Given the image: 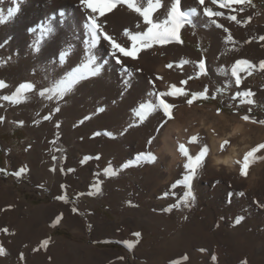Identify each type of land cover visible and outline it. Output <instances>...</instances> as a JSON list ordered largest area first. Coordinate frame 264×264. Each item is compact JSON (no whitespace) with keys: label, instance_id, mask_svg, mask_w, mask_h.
Returning <instances> with one entry per match:
<instances>
[{"label":"rangeland","instance_id":"rangeland-1","mask_svg":"<svg viewBox=\"0 0 264 264\" xmlns=\"http://www.w3.org/2000/svg\"><path fill=\"white\" fill-rule=\"evenodd\" d=\"M68 1H24L11 20L0 24V81L7 85L0 89V139L13 148L12 162L0 172V264H264V159L253 162L246 177L235 161L264 143V124L259 123L264 121V71L259 68L264 62V41L259 39L264 36V0L232 8L205 0L198 7L201 12L206 6L224 13L215 19L229 29L234 44L226 43L228 33L203 15L194 19L195 27L180 30V42L152 43L142 47L135 60L117 51L122 60L117 63L112 47L101 40L91 50L100 74L82 81L57 103L39 92L89 55V37H82L88 36L85 6L81 0ZM163 2L167 6L171 0ZM11 5L16 6L15 0H0V12L6 16ZM197 6V0H181L183 10ZM163 12L161 8L153 19H163ZM232 15L240 23L227 18ZM53 17L54 31L41 38V25ZM96 17L108 35L129 49L133 42L125 31L135 35L147 28L125 5ZM66 49L70 55L60 64ZM240 59L256 67L251 75L240 73L236 86L230 70ZM24 83L35 89L26 93V102L13 105L2 99ZM172 85L191 94L207 88L208 96L215 98H221L218 89H227L221 106L231 112L196 100L189 106L188 96H167L163 99L174 105L172 119L162 111L143 122L134 115L140 104L157 103L149 93L170 91ZM245 91L253 94L249 99L254 103H241L237 93ZM101 107L105 111L97 112ZM245 115L257 123L245 122ZM105 131L116 138L94 135ZM193 135L200 139L190 144ZM224 140L230 146L222 151ZM181 143L193 156L202 145L209 147L191 180L195 201H189L190 206L183 203L188 189L180 183L188 174L187 158L178 150ZM141 153L153 154L155 162L137 163ZM219 158H231L234 168L218 164ZM129 162L133 166L122 167ZM21 168L25 171L14 175ZM109 168L117 175H105ZM239 217L243 219L237 224ZM112 243L121 244L125 252L107 246Z\"/></svg>","mask_w":264,"mask_h":264},{"label":"snow or ice","instance_id":"snow-or-ice-1","mask_svg":"<svg viewBox=\"0 0 264 264\" xmlns=\"http://www.w3.org/2000/svg\"><path fill=\"white\" fill-rule=\"evenodd\" d=\"M23 0H15L16 6L10 7L7 9V15L5 16L3 12H0V24H5L9 20H11L19 11H20V3H22ZM210 3L212 5H217L219 8H232L234 4L236 5H245V6H251L252 0H210ZM81 4L85 6V9H90V13L87 17V22L85 24V27L88 30L89 40L88 43V51L89 55L86 58V61L83 62L80 66L72 69L69 71L63 78L54 80L53 84L50 87H47L46 89L39 92V96L42 98H46L49 101L56 100L57 103L60 101H63L67 95H69L72 91L75 90L76 86L79 85L82 81H85L87 79H90L92 77L98 76L101 72V66L97 64L96 57L91 54V50L95 48L101 40L107 41V43L112 47L113 52L112 55L116 57L117 63H122L121 57L117 56V51L122 54L123 57H130L131 59L135 60L137 59V53L140 51L142 47H150L152 43H160L164 44L167 42H171L173 40L180 42V30L187 26L195 27L196 24L194 23V19L199 17L200 15H203L207 18L208 21H210L213 25H215L217 28H223L224 32L228 33V35L225 38V42L228 44H234L235 41L233 40V37L226 27H224L223 24L218 23L215 19L216 17H223L224 13L221 11H213L211 7H203L202 12L198 10L199 6L205 5V0H197V7H191L187 10H183L181 7V0H171L169 5H165L163 0H81ZM125 5L127 8L136 14H138L140 17L143 18V24L147 26L145 31H141L136 33L135 35L131 32L126 30L125 35L131 39L132 46L131 48H126L121 46L119 43H117L114 38L110 35H108L104 30V24L103 22L97 23V17L93 15V13H98L99 16H104L106 13L112 12L115 8L118 6ZM164 8V12L161 13V15L164 17L163 19H160L159 16H157L155 19H153L154 15L161 9ZM236 10V9H234ZM239 11L243 12L244 8L241 7L238 9ZM59 16L62 18L65 16L64 12H60ZM231 21H236L237 23H240V21H237V17L235 15L227 17ZM55 19V17L50 18L47 25H41V38H43L45 35H48L54 31V28L52 26V21ZM137 27L139 28L140 25L138 24ZM32 31H35V29H32ZM260 40L264 41V36L259 37ZM33 47L36 51H39L38 43H34ZM70 55V49L64 50L60 56L58 63L63 64L66 61V58ZM184 63H189V61H184ZM0 66H3L2 63H0ZM169 68L172 67V65H168ZM199 69L201 72H204L205 70V63L204 61H200L198 64ZM255 65L251 64L248 60L240 59L235 62V64L231 68V76L235 77V84L236 86H239L241 83V76L240 73H247L251 75L252 71L255 69ZM259 68L261 71H264V62H261L259 65ZM124 71L126 73L130 72L128 68H124ZM127 84V81L125 82ZM182 83H187V81H183ZM7 85L4 81H0V89L6 88ZM34 85L31 83H24L19 85V87L16 89V91L12 95H4L2 96V99L5 101L10 102L13 105L20 104L22 102H26L28 97L26 93L30 91H34ZM218 92H222L223 89H218ZM208 90L205 88V90L201 93H193L191 99L187 100V103L189 106L193 104V102L198 98L208 99ZM150 96H156L157 103H152L151 101L148 103H142L139 105V107L134 110V115L139 117V120L143 122L148 115L155 113L156 111H162L163 116L167 117L169 120L172 119V109L174 108V105L171 103H168L163 99L167 96H187L188 93L183 91L180 88H177L175 85L171 86V90L167 92H159V93H149ZM253 94L251 92L245 91V92H238L237 96L241 97V103H248L252 104L254 101L249 99ZM235 99V97H233ZM55 111L59 112L60 108L56 107ZM104 108H98L97 112H104ZM217 114H219V110H217ZM91 116H86L84 119H91ZM45 120L51 119L50 116H45ZM242 119L245 122L250 123H257L256 120H250L249 116L245 115L242 117ZM0 122H3V117H0ZM167 123V120L164 121ZM83 123V120L81 121ZM259 123L264 124V121H259ZM133 125H129V127H132ZM59 127V125H57ZM127 129H125L120 134L123 135L124 132H126ZM214 131V130H213ZM94 135L100 136H108L112 139H115L113 133L105 131V132H97ZM198 135L191 136L190 140L188 141L191 143H196L199 140ZM228 146H230V141L224 140L220 144V149L223 151ZM179 152L183 157L187 158V163H185L184 167L188 170V174L184 177L182 183L185 188L188 189V191L185 193L183 198V203L186 205H189V201L194 202L195 201V195L191 190V180L194 178L197 170L203 166V162L206 158V156L209 153V147L205 144L200 147V150L197 155H190L188 148L185 146V144L181 143L179 144ZM264 152V143H260L256 145L255 147H252L249 151H247L242 161L237 160L236 163L240 165V175L241 176H247L248 170L250 165L255 162L257 159H264V155H261L258 157V153ZM90 157L86 158L89 159ZM96 159H99V157H95ZM55 159V157H53ZM156 160V157L151 153H141L136 157V162L139 163L141 161L146 163H154ZM133 166L132 162L124 164L123 168H128ZM25 169L21 168L19 172L14 173V175L19 176L21 173H23ZM54 171V169H53ZM105 175H117V173L113 170L106 169ZM239 195L243 197L245 195L244 192H240ZM61 199H65V202H67L66 198L60 197ZM175 207H179V205H176ZM171 211V208L168 209ZM73 211H76V209H73ZM243 217H239L236 220V223L239 224ZM5 232H7V229H4ZM136 236H139L140 233H136ZM48 241H44V245H47ZM128 247L131 248L133 245L131 243L128 244ZM4 254V249L2 245H0V255ZM23 258V257H21ZM184 259H187V257H184ZM246 264V262H245Z\"/></svg>","mask_w":264,"mask_h":264},{"label":"bare ground","instance_id":"bare-ground-1","mask_svg":"<svg viewBox=\"0 0 264 264\" xmlns=\"http://www.w3.org/2000/svg\"><path fill=\"white\" fill-rule=\"evenodd\" d=\"M24 1H25V3H26V1H28V0H23V2L20 3V4H25ZM69 1H71V0H69ZM69 1H68V2H69ZM30 2H31V1H30ZM56 2H57V1H56ZM207 2H208V1H207ZM207 2H205V4H206ZM66 3H67V2H66ZM71 3H73V2H71ZM35 5H36V4H35ZM47 5H48V4H47ZM11 6H12V5H11ZM12 7H13V6H12ZM31 7H32V6H31ZM44 7H45V6H44ZM48 7H49V6H48ZM199 7H200V6H199ZM244 7H245V6H244ZM73 9H74V8H73ZM58 10H59V9H58ZM83 10H84V9H83ZM83 10H82V11H83ZM90 11H91L90 9H87L86 11H83V12H85L86 15H89ZM70 12H71V11H70ZM117 13H118V12H117ZM82 14H83V13H82ZM109 14H110V13H109ZM94 15H95V16H96V15L98 16L97 13H95ZM111 16H112V15H111ZM115 16H116V14H115ZM83 17H84V16H83ZM99 17H100V16H99ZM83 19H84V18H83ZM72 20H73V19H72ZM72 20H71V21H72ZM84 20H85V19H84ZM97 20H98V19H97ZM109 20H110V19H109ZM113 20H114V19H113ZM73 22H76V20H75V21L73 20ZM100 22H101V21H100ZM72 24H73V23H72ZM76 25H77V24H75V26H76ZM80 25H81V24H80ZM78 26H79V25H78ZM72 27H74V26H72ZM82 27H83V26H82ZM82 27H81V28H82ZM74 29H75V28H74ZM76 29H77V26H76ZM71 30H72V34H73V33H74V32H73V29H71ZM83 30H84V29H83ZM83 32L86 33L87 30H86V31H83ZM75 33H76V32H75ZM77 33H78V30H77ZM81 33H82V32H81ZM86 34L88 35V33H86ZM74 36H75V35H74ZM80 36H81V34H80ZM82 37H84V38L86 39V37H89V35H88V36H82ZM75 38H76V37H75ZM75 38H74V39H75ZM88 39H89V38H88ZM76 40H77V38H76ZM76 40H75V41H76ZM82 40H83V38H82ZM77 41H78V42L80 41V42L82 43L81 40H77ZM77 41H76V43H77ZM85 41H86V40H85ZM85 41L83 40V42H85ZM80 42H79V43H80ZM86 42H87V41H86ZM86 42H85V45L87 44ZM74 44H75V43H74ZM78 45H79V44H78ZM81 45H82V44H81ZM106 46H107V45H106ZM175 47H176V46H175ZM175 47H174V48H175ZM50 48H51V47H50ZM107 49H108V48H107ZM176 49H177V48H176ZM99 51H100V50H99ZM73 54L75 55L76 53H73ZM74 55H72V56H74ZM76 55H77V54H76ZM76 57L78 58V56H76ZM74 58H75V57H73V59H74ZM71 59H72V58H70L69 61H71ZM73 59H72V61H73ZM74 60H75V59H74ZM72 61H71V63H73ZM76 61H77V60H76ZM74 62H75V61H74ZM71 63H70V64H71ZM74 64H75V63H74ZM65 65H67V63H66ZM72 65H73V64H72ZM72 65H71V66H72ZM73 66H74V65H73ZM73 66H72V67H73ZM158 66H159V65H158ZM60 67H61V66H60ZM66 68H67V66H66ZM70 69H71V68H70ZM72 69H73V68H72ZM114 69H115V68H114ZM156 69H157V68H156ZM159 69H160V68H159ZM66 70H67V69H66ZM66 70H65V71H66ZM162 70H163V69H162ZM69 71H70V70H69ZM164 71H165V70H164ZM167 73H168V72H167ZM87 82H88V81H86L85 83L88 85ZM86 84H84L85 87L87 86ZM90 92H91V91H90ZM94 94H95V93H94ZM97 94H98V93H97ZM181 111H182V110H181ZM113 112H114V111H113ZM115 112H116V111H115ZM118 112H119V111H118ZM107 118H108V117H107ZM110 124H111V123H110ZM175 126H176V124H175ZM176 127H177V126H176ZM178 127H179V126H178ZM238 128H239V127H238ZM235 129H236L235 131H237V128H235ZM238 130H239V129H238ZM260 130H261V129H260ZM176 131H177V130H176ZM232 131H233V130H232ZM235 131H234V132H235ZM261 131H262V130H261ZM237 133H238V132H237ZM263 134H264V133H263ZM261 138H264V136H263V137L261 136ZM234 154H235V152H234ZM234 157H235V155H234ZM234 157H233V159H234ZM227 158H228V157H227ZM224 159H226V158H223V159L219 158V159L217 160V161H218V164H223V165H225V166L227 167V166H233V161H234L236 158H235L234 160H232L231 158L226 159V160H224ZM235 161H237V160H235ZM235 166H236V165H235ZM231 168H232V167H231ZM233 168H234V166H233ZM236 169H237V168H236ZM7 216H8V215H7ZM14 217H15V216H14ZM21 235H22V234H21Z\"/></svg>","mask_w":264,"mask_h":264},{"label":"trees","instance_id":"trees-1","mask_svg":"<svg viewBox=\"0 0 264 264\" xmlns=\"http://www.w3.org/2000/svg\"><path fill=\"white\" fill-rule=\"evenodd\" d=\"M181 32V31H180ZM180 35V34H179ZM195 51H197L195 48H193ZM217 93L221 96V98H215V97H211V96H208L209 98L208 99H203V98H198L196 99V101L199 103V104H207V105H216L218 107V109L222 112H225V113H228V112H231L229 109L221 106L222 105V102H223V99L227 98L225 97V94L226 93H229L227 89H223L222 92H218ZM190 99L192 97V94L191 93H188L187 95ZM107 246H111L117 250H120V251H124L126 249L123 248V246L119 243H112V244H107Z\"/></svg>","mask_w":264,"mask_h":264},{"label":"crops","instance_id":"crops-1","mask_svg":"<svg viewBox=\"0 0 264 264\" xmlns=\"http://www.w3.org/2000/svg\"><path fill=\"white\" fill-rule=\"evenodd\" d=\"M12 154L13 148H7L2 144V140L0 139V172L6 170V163L11 159L12 162Z\"/></svg>","mask_w":264,"mask_h":264}]
</instances>
